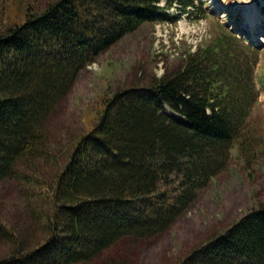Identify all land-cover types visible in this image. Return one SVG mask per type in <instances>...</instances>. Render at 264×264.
Listing matches in <instances>:
<instances>
[{
    "label": "trees",
    "instance_id": "16d2710c",
    "mask_svg": "<svg viewBox=\"0 0 264 264\" xmlns=\"http://www.w3.org/2000/svg\"><path fill=\"white\" fill-rule=\"evenodd\" d=\"M202 1L49 0L0 31V180L24 177L17 162L42 151L46 120L84 66L143 22L173 19V3L204 16ZM241 44L219 24L176 69L104 96L48 185L47 236L30 248L18 242L0 264L89 260L123 236L173 223L225 168L257 99L246 69L261 46L247 45L253 56L244 59ZM175 264H264V201Z\"/></svg>",
    "mask_w": 264,
    "mask_h": 264
},
{
    "label": "rangeland",
    "instance_id": "374dc122",
    "mask_svg": "<svg viewBox=\"0 0 264 264\" xmlns=\"http://www.w3.org/2000/svg\"><path fill=\"white\" fill-rule=\"evenodd\" d=\"M48 1L0 0V31L22 22L28 11H40ZM201 7L204 16L195 18V13L177 12L173 3V19L143 22L79 71L46 120L42 151L17 162L24 177L0 180V256L12 253L18 242L30 248L47 236L46 216L52 210L48 185L75 140L97 120L104 96L176 69L188 51L206 45L218 33L219 24L243 41L238 49L244 59L253 56L247 45L261 46L257 62L246 69L258 96L232 141L225 168L164 231L123 236L91 259L70 264H175L190 248L264 201V0H203ZM261 14L251 35L245 22Z\"/></svg>",
    "mask_w": 264,
    "mask_h": 264
},
{
    "label": "bare ground",
    "instance_id": "6f19581e",
    "mask_svg": "<svg viewBox=\"0 0 264 264\" xmlns=\"http://www.w3.org/2000/svg\"><path fill=\"white\" fill-rule=\"evenodd\" d=\"M261 17H251L249 20V23L245 22L250 30V34L252 35L256 29L255 24L260 21ZM253 32V33H252Z\"/></svg>",
    "mask_w": 264,
    "mask_h": 264
}]
</instances>
